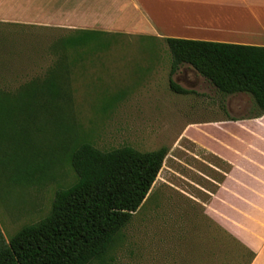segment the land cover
Masks as SVG:
<instances>
[{
  "label": "rangeland",
  "instance_id": "374dc122",
  "mask_svg": "<svg viewBox=\"0 0 264 264\" xmlns=\"http://www.w3.org/2000/svg\"><path fill=\"white\" fill-rule=\"evenodd\" d=\"M75 32L0 21V90L12 99L34 93L38 98L36 112L28 120L20 118L17 128L25 129L8 130L10 150L19 155L17 145L28 138L47 155L49 174L54 175L18 185L0 166V244L23 225L45 217L56 191L74 183L77 175L67 162L75 142L142 151L166 145L169 152L147 197L117 235L106 261L91 264H246L248 254L233 241L228 255L210 244L204 206L191 198L205 200L199 185L215 186L197 170L219 181L229 165L203 149L212 142L205 127L189 124L225 116L228 103L238 117L251 116L252 97L223 94L189 64L172 76L189 92L173 91L170 50L154 38L107 31L106 48L57 47L62 37ZM51 72L63 89L59 99L40 84ZM31 83L38 87L27 86Z\"/></svg>",
  "mask_w": 264,
  "mask_h": 264
},
{
  "label": "trees",
  "instance_id": "16d2710c",
  "mask_svg": "<svg viewBox=\"0 0 264 264\" xmlns=\"http://www.w3.org/2000/svg\"><path fill=\"white\" fill-rule=\"evenodd\" d=\"M106 33L79 29L56 45L61 49L106 48ZM165 43L172 57L169 83L173 91L189 92L172 77L182 64H189L223 94H249L254 101L252 117L264 114V46L173 37L165 38ZM40 84L46 85L52 99L60 98L63 89L55 72ZM27 86L38 87L35 83ZM36 96L12 99L0 90V166L10 171L11 181L18 185L44 182L39 176H54L49 174L47 155L28 138L17 145L19 155L10 150L8 130L25 129L17 126L20 118L28 120L36 112ZM73 145L67 163L76 172V180L56 191L45 217L23 225L8 243L0 244V264L105 262L117 235L147 197L169 152L166 145L146 151L130 145L101 149L89 141Z\"/></svg>",
  "mask_w": 264,
  "mask_h": 264
},
{
  "label": "crops",
  "instance_id": "0c3cea01",
  "mask_svg": "<svg viewBox=\"0 0 264 264\" xmlns=\"http://www.w3.org/2000/svg\"><path fill=\"white\" fill-rule=\"evenodd\" d=\"M0 21L264 46V0H0ZM228 104L225 116L189 124L205 127L212 142L203 149L229 165L219 181L197 170L215 186L191 198L204 206L212 246L228 255L233 241L246 264H264V114L238 117Z\"/></svg>",
  "mask_w": 264,
  "mask_h": 264
}]
</instances>
